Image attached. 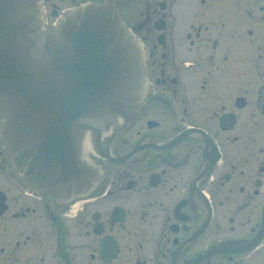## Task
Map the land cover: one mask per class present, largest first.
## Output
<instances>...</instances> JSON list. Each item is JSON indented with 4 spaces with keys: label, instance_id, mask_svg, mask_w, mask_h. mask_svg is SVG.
<instances>
[{
    "label": "flooded vegetation",
    "instance_id": "1",
    "mask_svg": "<svg viewBox=\"0 0 264 264\" xmlns=\"http://www.w3.org/2000/svg\"><path fill=\"white\" fill-rule=\"evenodd\" d=\"M43 2L47 29L113 3L147 92L65 201L19 183L0 145V264H264V0Z\"/></svg>",
    "mask_w": 264,
    "mask_h": 264
},
{
    "label": "water",
    "instance_id": "2",
    "mask_svg": "<svg viewBox=\"0 0 264 264\" xmlns=\"http://www.w3.org/2000/svg\"><path fill=\"white\" fill-rule=\"evenodd\" d=\"M44 14L41 0H0V144L25 186L61 201L97 181L87 150L130 125L148 77L112 3L48 31Z\"/></svg>",
    "mask_w": 264,
    "mask_h": 264
},
{
    "label": "rangeland",
    "instance_id": "3",
    "mask_svg": "<svg viewBox=\"0 0 264 264\" xmlns=\"http://www.w3.org/2000/svg\"><path fill=\"white\" fill-rule=\"evenodd\" d=\"M65 6V5H64ZM8 170V169H7ZM9 171V170H8ZM7 174V173H6ZM6 174L4 175V174H2L1 172H0V188H2V189H5L6 188V184H5V176H6ZM7 176H8V174H7ZM4 181V182H3Z\"/></svg>",
    "mask_w": 264,
    "mask_h": 264
}]
</instances>
